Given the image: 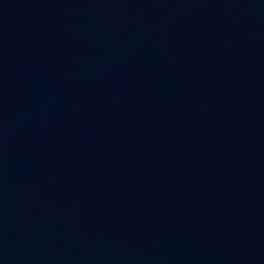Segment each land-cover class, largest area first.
<instances>
[{
    "label": "water",
    "instance_id": "95a60500",
    "mask_svg": "<svg viewBox=\"0 0 264 264\" xmlns=\"http://www.w3.org/2000/svg\"><path fill=\"white\" fill-rule=\"evenodd\" d=\"M0 264H264V0H0Z\"/></svg>",
    "mask_w": 264,
    "mask_h": 264
}]
</instances>
